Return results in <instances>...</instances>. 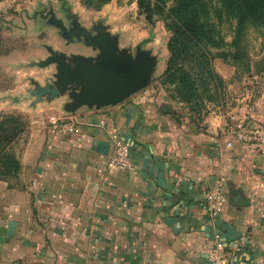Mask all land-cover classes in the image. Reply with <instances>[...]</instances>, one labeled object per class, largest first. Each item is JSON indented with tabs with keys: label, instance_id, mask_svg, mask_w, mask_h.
<instances>
[{
	"label": "crops",
	"instance_id": "1",
	"mask_svg": "<svg viewBox=\"0 0 264 264\" xmlns=\"http://www.w3.org/2000/svg\"><path fill=\"white\" fill-rule=\"evenodd\" d=\"M174 105L145 87L76 106L65 131L40 129L30 169L24 159L3 182L0 264H206L217 245L229 264H264V142L230 140L221 116L187 121ZM246 115L264 130V95ZM111 134L130 146V169L106 167ZM216 184L214 218L203 193Z\"/></svg>",
	"mask_w": 264,
	"mask_h": 264
},
{
	"label": "rangeland",
	"instance_id": "2",
	"mask_svg": "<svg viewBox=\"0 0 264 264\" xmlns=\"http://www.w3.org/2000/svg\"><path fill=\"white\" fill-rule=\"evenodd\" d=\"M208 2L217 7L216 0ZM212 22L219 46L210 48L203 60L189 54V59H176L172 70L181 68L188 80L176 75L163 85L172 34L163 16L153 13L147 19L138 0H0V122L5 123L6 152L16 164L7 176L0 167V210L3 182H16L25 173L21 162L25 159L29 170L28 162L37 158L38 131L52 126L53 120H65L76 96L92 88L77 81L56 96L44 92L59 82L58 64L51 59L63 58L72 70L75 59L96 65L104 57L101 46L88 44V39L101 37L117 56L128 57L141 69L153 68V75L139 81L142 88L153 93L162 89L183 120L201 123L209 114L225 121L250 120L244 119L246 110L264 95V61L251 68V59L264 54V29L246 27L241 32L238 47L244 58L235 62V20L213 17Z\"/></svg>",
	"mask_w": 264,
	"mask_h": 264
},
{
	"label": "trees",
	"instance_id": "3",
	"mask_svg": "<svg viewBox=\"0 0 264 264\" xmlns=\"http://www.w3.org/2000/svg\"><path fill=\"white\" fill-rule=\"evenodd\" d=\"M168 1L172 4L166 9ZM216 1L217 7L214 8L209 5L208 0H138V7L146 18L149 19L153 13L163 16L172 34L168 47L170 58L163 73V85L170 80L174 81L176 75L186 77L188 80L187 75L184 72L181 73V68L172 70L171 67L178 64L176 59L182 56L189 59L191 58L189 54L194 56L195 60H203L210 48L219 46L215 40L217 30L212 22L213 17L219 22L222 19L236 22V38L232 43L235 50L231 56L235 62L244 58L238 47L241 32L246 27L264 29V0ZM189 85L192 84L189 82ZM4 125V121L0 122V167L4 169L1 171L2 175L7 176L11 174V169L16 164L14 162L13 165L11 164L12 158L8 156L4 146V143L8 141L5 138Z\"/></svg>",
	"mask_w": 264,
	"mask_h": 264
},
{
	"label": "water",
	"instance_id": "4",
	"mask_svg": "<svg viewBox=\"0 0 264 264\" xmlns=\"http://www.w3.org/2000/svg\"><path fill=\"white\" fill-rule=\"evenodd\" d=\"M88 44L101 46L104 57L96 65L89 60L81 62L74 60L75 68L70 70L63 58H53L50 61L57 63L59 68L58 80L54 88H46L44 92L50 96L59 95L64 88L77 81L85 82L92 88L76 96V102L69 111L83 103H105L117 105L142 88L140 80L152 74L151 69H141L132 63L128 57L117 56L107 42L101 37L95 42L88 39ZM247 202L241 197L232 198L233 206H243Z\"/></svg>",
	"mask_w": 264,
	"mask_h": 264
},
{
	"label": "built area",
	"instance_id": "5",
	"mask_svg": "<svg viewBox=\"0 0 264 264\" xmlns=\"http://www.w3.org/2000/svg\"><path fill=\"white\" fill-rule=\"evenodd\" d=\"M60 120H53L51 125L54 129L65 131ZM224 134L230 140H236L244 144H262L264 142V130L246 120L230 119L223 125ZM112 151L106 162L108 169H130V146L126 144L117 134H111ZM203 203L211 217H217L225 204L220 184L203 193ZM206 264H229L222 248L213 246L207 252Z\"/></svg>",
	"mask_w": 264,
	"mask_h": 264
}]
</instances>
